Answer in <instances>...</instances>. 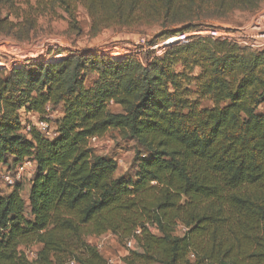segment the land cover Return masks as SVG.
Here are the masks:
<instances>
[{
	"label": "trees",
	"instance_id": "16d2710c",
	"mask_svg": "<svg viewBox=\"0 0 264 264\" xmlns=\"http://www.w3.org/2000/svg\"><path fill=\"white\" fill-rule=\"evenodd\" d=\"M26 1L0 0L16 18L0 16V36L29 41L62 14L80 36L81 7L94 36L154 34L119 60L56 46L0 73V172L35 163L27 199L0 187V264H107L88 241L107 234L138 246L125 264H264V49L194 34L264 0ZM48 105L63 113L52 139L20 117ZM110 130L136 143L134 176L90 147Z\"/></svg>",
	"mask_w": 264,
	"mask_h": 264
},
{
	"label": "rangeland",
	"instance_id": "374dc122",
	"mask_svg": "<svg viewBox=\"0 0 264 264\" xmlns=\"http://www.w3.org/2000/svg\"><path fill=\"white\" fill-rule=\"evenodd\" d=\"M22 8H26V0H16ZM34 4V0H32ZM24 4V5H23ZM0 16L10 17L9 12L0 7ZM11 21H16L15 16L10 17ZM77 20L82 30L80 36L70 32L69 21L65 14L60 17L50 18L44 17L39 19L37 31L33 32L31 39L25 42H19L13 38L0 36V73L7 72L12 64L21 65V62L33 60L46 55L50 47H64L77 50H93L98 49L101 52H108L117 60L124 55L144 45H139L141 40L147 42L152 40L153 29L147 26L138 28L125 29H106L99 35H92L91 33V19L84 8H79L77 12ZM200 36H208L215 39H228L236 41L245 46H252L256 50L264 49V4L256 12H240L231 13L225 20L210 22L203 29L194 33ZM194 34H188L178 38H170L160 40L156 47L159 52H162L165 46L174 45L179 42L187 40ZM146 45V44H145ZM196 74H199L197 70ZM195 90V89H194ZM213 104L211 102H203L202 108H210ZM52 108V106H51ZM112 111H121V108L114 105L109 107ZM52 110V118L50 119L52 132L55 137V123L62 116V108L57 107ZM264 113V106L260 108ZM21 120L24 127L35 124L38 125L42 116L29 114L25 111L21 114ZM97 144H91L90 147L99 156L108 157L117 162V172L115 177L125 176L131 177L135 174L134 159L137 152V145L134 141L124 139L120 134L114 130H110L104 138H100ZM12 170H16L13 163L10 164ZM19 166V165H18ZM7 167L5 166L4 172ZM18 170V169H17ZM35 169L29 168L23 171V176L20 180L22 185V196L27 199L31 181L34 177ZM17 183V184H18ZM0 187L5 193H8L13 188L0 183ZM184 226L178 227V235L183 234ZM91 239V240H90ZM88 241L99 247L101 253H108L111 257L107 261L112 264H125L124 258L130 252L127 243L121 242L114 235L107 234L102 238H89ZM33 248H37L36 246ZM28 248L24 247V253ZM133 250H138L136 243L133 244ZM26 255V254H25Z\"/></svg>",
	"mask_w": 264,
	"mask_h": 264
},
{
	"label": "built area",
	"instance_id": "2783aa9c",
	"mask_svg": "<svg viewBox=\"0 0 264 264\" xmlns=\"http://www.w3.org/2000/svg\"><path fill=\"white\" fill-rule=\"evenodd\" d=\"M145 44H146V41L144 39H142L139 45H145ZM114 105H115V103L113 101H111L109 103L108 107H111ZM51 109H52L51 106L48 105L46 108V111L42 115V118H41L40 122L38 123V125L33 124V126L40 131L42 136L45 138H48V139L54 138V133L52 132L51 123H50V119L52 118V110ZM100 140L101 139L98 137H93L89 140V144L90 145L91 144H97L100 142ZM29 168L35 169L34 161L26 160L24 163L17 166L14 173H12V172H0V183H3V185L5 184L8 187H12V188L15 187L17 185V183L20 182V180L23 176V171L28 170ZM138 234H140V232H138ZM134 243L135 242L131 240V241L127 242V246L130 249H133ZM25 254L29 260L37 259L36 251L33 248H28ZM107 264H112V262L107 261Z\"/></svg>",
	"mask_w": 264,
	"mask_h": 264
},
{
	"label": "crops",
	"instance_id": "0c3cea01",
	"mask_svg": "<svg viewBox=\"0 0 264 264\" xmlns=\"http://www.w3.org/2000/svg\"><path fill=\"white\" fill-rule=\"evenodd\" d=\"M119 112V111H118ZM111 235V234H110ZM102 238V237H101ZM91 240V239H90ZM89 243H91V241L89 242ZM92 244V243H91ZM92 245H94V244H92ZM97 246V245H96ZM99 248V247H98ZM101 252V251H100ZM103 256H104V258L106 259V260H108L109 258H111V257H106L105 255H107L108 256V253H101ZM127 255H129V253H127ZM127 257V256H126Z\"/></svg>",
	"mask_w": 264,
	"mask_h": 264
}]
</instances>
